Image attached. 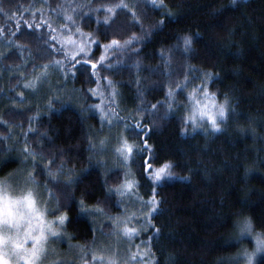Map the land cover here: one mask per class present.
I'll return each instance as SVG.
<instances>
[{
  "label": "trees",
  "instance_id": "16d2710c",
  "mask_svg": "<svg viewBox=\"0 0 264 264\" xmlns=\"http://www.w3.org/2000/svg\"><path fill=\"white\" fill-rule=\"evenodd\" d=\"M161 2L166 8L159 7ZM120 4L127 7H115ZM0 7V42L6 45L0 50V102L17 97L23 75L63 59V53L56 54L58 36L88 44L86 55L98 63L91 77L81 63L80 72L63 83L82 97L78 107L55 93L40 104L25 94L23 104L12 99L8 106L0 105V120L11 121L0 124V138L15 127L18 141L40 153L37 160L46 166L55 160L53 183L47 171L35 179L47 185L57 203L55 212L67 216L65 230L74 242L89 249L96 237V226L83 208L102 209L105 216L120 213L119 198L110 189L122 184L124 171L105 172L107 167L100 169L92 161L91 132L100 131L101 122L94 107L98 98L89 89H98L109 105L106 111L144 126L139 137L126 133L134 145L129 170L141 198L148 199L154 187L143 167L147 153L137 150L144 134L159 157L150 161L153 168L166 160L176 165L174 176L156 187L162 203L153 224L160 235L150 242L154 231L148 227L141 236L148 240L154 261L217 264L220 256L253 247L249 239L237 242L234 224L249 217L256 230L264 229V0H239L236 6L230 0H0ZM166 10L174 15L162 16ZM133 34L139 42L129 50L126 42ZM185 35L193 36L190 52L183 48ZM114 39L119 45L112 44ZM101 56L104 67L99 66ZM19 69L22 76L8 73ZM190 69L198 71L189 75ZM205 74H210L209 91L218 100L229 96L235 114L215 134L190 127L184 134V109L169 110L166 97L170 88L183 91L177 100L187 103V93L201 80H193L187 89L172 82L183 84L186 77ZM158 102L163 103L153 109ZM4 146L10 142L5 140ZM17 167L13 152L0 151V177ZM105 224L102 232H110ZM256 264H264V256Z\"/></svg>",
  "mask_w": 264,
  "mask_h": 264
},
{
  "label": "snow or ice",
  "instance_id": "6c2138e0",
  "mask_svg": "<svg viewBox=\"0 0 264 264\" xmlns=\"http://www.w3.org/2000/svg\"><path fill=\"white\" fill-rule=\"evenodd\" d=\"M234 6L238 5L239 0H232ZM103 7V5L101 6ZM115 7H127V5L120 4ZM160 8H166L163 2L159 5ZM4 9L0 7V12ZM112 11V8H109ZM162 16L174 15L169 11H165L161 14ZM138 17L134 16V20ZM160 24L165 23L164 20L159 22ZM29 28L34 25L27 24ZM39 28L40 25H35ZM3 29H0L2 31ZM199 35V33H196ZM54 41V37L52 38ZM183 48L185 52L192 51L193 36L185 35L182 37ZM89 41L88 43H91ZM133 42L138 43L139 41L135 39V34H133V40L127 41L126 43L131 49V44ZM119 40H113V45H119ZM55 48V43L52 44ZM87 46L81 43L77 48L71 50V55H64L63 60H53L50 64H45L43 67L45 69L54 66L57 69L62 70V74L67 79L70 75L75 76L80 72L77 65L84 63L88 67L85 68V72L91 77L92 73L97 69L98 63L90 56H87ZM65 52L64 48H61L57 55ZM79 53V55L77 54ZM48 55H52L51 50ZM95 54L93 53V56ZM105 57H100V67H104L103 61ZM35 67V66H34ZM107 70V69H106ZM191 71H198V69H190ZM46 76V73H45ZM210 74H205V77L193 76L191 79L185 78L183 84L176 83L177 89H187L193 80H201V83L195 85L192 92H188L186 96L187 103L180 104L177 100V96L184 95L183 91L174 92L173 89H169L168 96L166 100H170L168 104L169 110L184 109L181 115V132L184 134H189L188 130L191 127L193 132L196 129L203 128L204 124L207 123L208 128L205 131H211L212 134L220 132L223 130L222 125H224L227 120L235 114V106L233 105L232 99L225 95L223 101L218 100V94L210 92L207 86V78ZM36 79H40L37 77ZM101 79H105L101 76ZM112 82L109 81V84ZM25 88H35V82L25 81ZM92 95H97L98 90L89 89ZM116 93L113 92L112 95ZM23 96V93L20 94ZM110 103H114L109 98ZM51 103V102H49ZM163 102H158L157 104L151 105L153 109H156L158 105ZM98 108L102 114L101 124L105 122L109 126L123 125L124 133L134 135L136 137L140 136V132L144 131V126L142 122L133 119L132 124L127 123V118L119 117L114 110L108 109L109 105L97 104L94 106ZM147 111V109H145ZM11 123L9 120H0V124L8 126ZM124 133H118L116 137L115 152L121 158L122 163H126L131 159L134 152V145L129 143L128 136ZM10 139V136L5 133L2 134L0 138V151L12 152L17 149L14 146H4V141ZM100 145L103 146L106 141L100 140ZM143 147L137 148L138 151L146 152L147 155L144 157L143 167L145 172L150 177L154 187L152 189V194L148 199H142L139 196L136 200L139 202L141 207L138 209L141 220H137V223H142L140 229L130 228L128 226L129 217L117 216L110 217L112 223L116 226L115 231L117 234L122 232L123 236L132 240L136 237L139 231H143V227H149L154 231V235L149 237L151 242L155 237L160 235V229L156 228L153 224L154 215L160 212L159 205L162 200L159 199V193L156 191V187L162 185L166 182L165 178H171L174 176L172 169L176 166L172 161H164L159 167L153 168L150 162L153 158L159 159L155 156L152 146L148 144V140L144 139L141 141ZM95 148V145H92ZM23 156L25 157V164H31L33 169H38L39 171L35 174L33 172H27L26 177L17 178L15 175H10L4 180H0V264H67L63 259H50L51 257H56L57 253L54 248H50L49 238L59 239L60 233L52 230L50 225H47L44 220L45 212L41 210L38 206V197L42 196V190L40 188V181L35 179V175H41L45 171L49 174V183H53L51 177L53 175L52 164H55V160L49 161V164L44 165L41 160L35 159L40 153L36 152L35 149L25 146V148L20 149ZM3 169L0 168V171ZM181 179H190V177H181ZM45 189L47 185L43 186ZM136 184L134 181L125 180L122 185L118 186L115 191L121 198L128 197L131 199L133 196ZM112 191V189H110ZM135 203V201H133ZM83 204V201L81 202ZM147 209V211H145ZM58 211V209L56 210ZM102 209H97V214L102 212ZM127 212V209H125ZM54 214V213H53ZM136 213H132V217H135ZM236 215H240L237 213ZM67 219L66 215H60L57 220L61 225ZM123 225L121 228L120 226ZM236 231L235 239L237 242L247 238L252 237L255 240V247L249 251L248 248H241L232 255L220 256L217 260V264H255V257L258 253H264V229L256 230L251 218L244 217L242 220H238L234 224ZM143 243V242H142ZM139 248V245L136 246ZM150 252V250H149ZM142 253H135L128 257L127 264H147L146 261L142 260ZM82 259V264H118L117 260L112 256H105L103 253L99 255L94 251L91 257V261ZM153 264H159L158 260L153 261Z\"/></svg>",
  "mask_w": 264,
  "mask_h": 264
},
{
  "label": "rangeland",
  "instance_id": "374dc122",
  "mask_svg": "<svg viewBox=\"0 0 264 264\" xmlns=\"http://www.w3.org/2000/svg\"><path fill=\"white\" fill-rule=\"evenodd\" d=\"M230 3H232V0H230ZM56 45L59 50V48H64L65 52L64 55H71V50L73 48H77L82 42L81 40L75 39L73 41L72 37H57ZM85 44V43H84ZM88 48V44H86ZM6 48L5 44L1 45L0 42V50ZM79 55V53L77 52ZM58 60V59H57ZM63 60V59H59ZM9 74L12 73H18L22 76L21 70H10L8 72ZM46 73V76H45ZM37 77H40V79H36ZM58 80H62V83H57ZM25 81L29 82H35V88H25L24 83ZM68 84V80L65 79V77L62 74V70L55 68L54 66L49 67L45 69L44 67L41 69H36L32 71L27 76H22L21 81L18 86V91H16L17 97H13L15 95H10L11 99L6 98L3 100V102H0V105L6 104L8 106V103L12 102L14 99L15 101L13 103L23 104L25 101L28 100L27 97L24 98L25 94L26 96L30 97L33 100H38L39 104L40 102L43 103L44 98H46V95L48 93H55L58 95V97H67L69 102H72L74 106L78 107L83 103V99L80 95L75 94L73 89L70 86L63 85V83ZM98 90V89H97ZM100 91V90H99ZM95 95L93 98H98L97 104L106 105V99L104 98V94L102 91ZM23 93V96L20 94ZM18 96L21 98L17 100ZM6 100V101H5ZM19 101V102H18ZM219 101H223L219 100ZM1 107V106H0ZM84 111H87V109H84ZM95 111L100 116V122L102 118V114L98 108H95ZM109 111V110H108ZM208 125L207 123L204 124L203 128H200L198 130L202 132H211L205 131L204 129H207ZM191 130V127H190ZM197 130V129H196ZM118 133H124L123 125H114L109 126L107 122H105L103 125L101 124L100 131H92V145H95L96 147L92 148L91 154L93 158V164L98 166L100 169L103 167H107L108 170H113L115 168H119L124 171V180H131L134 181L136 184V187L133 192V196L131 199L128 197H124L123 199L121 196L116 193L115 189L112 190L115 195L119 198V208L120 213L117 215H109L105 216L102 212L97 214V208H83L82 213L90 219L94 225L96 226V237L94 240L93 245L90 246L89 249H86L79 243L74 242L72 238L67 234L65 230V223L61 225L58 223L57 218L60 215H65L64 213L60 214L55 212L57 210V203L55 200L50 196L47 189L43 187V185H40V188L42 190V196L38 197V206L41 208L42 211L45 212L44 220L47 225H50L52 230L55 232L60 233L59 239H52L49 238V247L54 248L56 250L57 256L51 257L50 259H63L67 262V264H82V257L85 260L91 261V257L93 252L95 251L97 255L100 253H103L105 256H112L114 257L118 264H127L128 257L132 254H135L137 252L142 253V260L146 261L147 264H153L154 258L151 253L150 245L148 240L142 239V234L147 230L148 227H143V231H139L135 238L132 240H129L128 238L124 237L122 232L120 234H117V231H115V225L112 223V220L110 217H117V216H125L127 215L129 217L128 220V226L130 228H137L140 229L142 227V223H137V220L142 221V217L138 211V209L141 207L139 202L136 200V197L139 196L138 194V188L137 183L134 179L133 174L130 172V159L126 163L121 162V158L117 155L115 152V148L118 146L116 144V137ZM126 135V133H124ZM10 139L8 141L10 142V146H14L17 150L12 151L15 156L16 160L18 161V167L15 171L12 173L0 177V180H4L10 175H15L17 178H24L27 175V172H31L30 166L31 164H25V157L23 156L20 149L25 148L26 144L21 140H19V132H17L16 128L13 127L10 132ZM100 140H105L106 143L101 146ZM130 144H132L129 141ZM37 159V157H35ZM66 173L64 172V175ZM122 182V184H123ZM121 184V185H122ZM140 197V196H139ZM141 198V197H140ZM143 199V198H142ZM135 201V203H133ZM125 209H127V212H125ZM147 211V209H145ZM54 213V214H53ZM132 213H136L135 217H132ZM108 223L109 226H111L110 232H102L101 227L102 225H106L105 223ZM121 228L123 225L120 226ZM245 239H249L250 242L253 244V247L251 249H248L251 251L255 247V240L252 237H247ZM143 242V243H142ZM139 245V248L136 246ZM150 250V252H149ZM264 256V253H258L255 257V264L256 262Z\"/></svg>",
  "mask_w": 264,
  "mask_h": 264
},
{
  "label": "water",
  "instance_id": "95a60500",
  "mask_svg": "<svg viewBox=\"0 0 264 264\" xmlns=\"http://www.w3.org/2000/svg\"><path fill=\"white\" fill-rule=\"evenodd\" d=\"M145 138V134L142 136V139H144Z\"/></svg>",
  "mask_w": 264,
  "mask_h": 264
},
{
  "label": "bare ground",
  "instance_id": "6f19581e",
  "mask_svg": "<svg viewBox=\"0 0 264 264\" xmlns=\"http://www.w3.org/2000/svg\"><path fill=\"white\" fill-rule=\"evenodd\" d=\"M144 139H145V138H144ZM144 139H143V140H144Z\"/></svg>",
  "mask_w": 264,
  "mask_h": 264
}]
</instances>
